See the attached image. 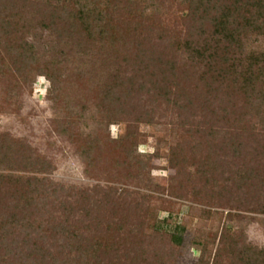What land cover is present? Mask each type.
Returning a JSON list of instances; mask_svg holds the SVG:
<instances>
[{
	"label": "rangeland",
	"instance_id": "obj_1",
	"mask_svg": "<svg viewBox=\"0 0 264 264\" xmlns=\"http://www.w3.org/2000/svg\"><path fill=\"white\" fill-rule=\"evenodd\" d=\"M71 1L0 0V20L16 29L7 34L0 25V149L9 153L0 155V181H35L44 215L60 214L73 189L112 191L95 204L102 235L86 237L122 250L135 243L139 259L126 264H213L232 240L239 248L222 264L245 257V264H263L264 214L209 198L210 188L189 166L173 167L171 154L183 142L187 113L219 138L264 122V0H221L228 18L202 13L190 22L182 20L187 5L180 0H112L128 6L109 16L95 12L89 23ZM197 33L219 49L208 63L192 59ZM21 43L34 47V59L20 58ZM245 142L253 153L254 138ZM187 151L189 160L216 162ZM220 172L216 178L232 192L225 199L248 204L257 197ZM53 184L63 191L53 194ZM178 227L185 232L175 244L170 234Z\"/></svg>",
	"mask_w": 264,
	"mask_h": 264
},
{
	"label": "trees",
	"instance_id": "obj_2",
	"mask_svg": "<svg viewBox=\"0 0 264 264\" xmlns=\"http://www.w3.org/2000/svg\"><path fill=\"white\" fill-rule=\"evenodd\" d=\"M40 1L52 3L56 0ZM125 1L131 3L132 0ZM71 2L73 5H81L82 17L79 18L82 23H89L91 14L95 12L100 17L109 16L116 13L119 8L123 7L122 9H124L128 6V3H115L112 0H99L98 2L95 0H72ZM66 3L68 4V2ZM180 3L187 5V12L182 16V20L193 21L195 15L202 13H209L214 17V20L229 17V12L225 8H221V0H180ZM259 10L263 14L264 5L260 4ZM0 25L7 27V34L16 31L13 22L0 20ZM191 27L196 29L195 24H192ZM158 31L163 32L161 42L168 41L167 38L169 37L165 34L166 31L162 29ZM88 35L94 37L91 33ZM211 41L212 38H203L201 33L195 34L193 53L195 57L192 59L204 64L216 58L215 53L219 49L212 48ZM12 50L10 47L7 53L11 54ZM15 50L21 56L20 58L34 59L35 57V49L28 43H21ZM190 113H187L188 118L182 121L183 142L172 149L173 167L189 166L192 168L196 177L195 180L199 184L203 183L204 189L210 188L211 191H207L209 198L211 194V199L220 195V200L225 201L226 206L232 207L235 203L248 206L249 210L255 213L264 214V200L261 196V194L264 196V144H262L264 142V122L260 123L258 129L248 133L236 131L223 134L219 138L206 128L196 124L192 118L194 113ZM187 137L190 140H187ZM249 138H254L257 143L255 147L251 146L253 153L247 151L250 146L245 140ZM191 139L195 140L196 143L191 142ZM219 139H225L230 144L228 146L219 145ZM187 148L196 156L202 155L203 152L212 155L216 158V162L212 165L209 161L197 159L195 156L189 160L185 156L188 154ZM0 151H2L0 152L1 157L8 158V151L3 152L2 148ZM251 155L253 156L251 159L253 166L249 162ZM211 158L213 159V157ZM37 163L42 164L40 160ZM36 165H32L33 170L41 171L40 168L37 169ZM226 166H229L228 170L227 168L225 170ZM231 166H237V170L230 169ZM219 172L224 175L225 173L231 174V178L228 180L233 182V186L236 184L240 191L244 188H247V191L254 190V193L258 194L257 197L248 204H241L243 203L241 200H233L232 195L225 199L223 194H232V192L216 178L220 175ZM40 182H44V180ZM58 188L63 191L59 185H52L53 194L58 192ZM40 192L37 183L32 179H16L10 176L8 180L0 181V264H126L124 258L133 259V261L139 259L135 245H133L135 243H131V248L122 250L119 248L120 243L110 246V244H105V238H97V243L92 245L89 244L90 241L86 237L95 236V234L102 235L103 232L98 229L101 220L96 213L95 204L100 197L103 199L114 197L112 191H104L100 187L83 190L73 189L62 202L60 214L53 208L56 213L50 214L52 211L47 210L46 215H44L40 203L41 197L36 196V193L39 194ZM195 194L199 196L201 191ZM94 225L97 226L94 227ZM122 227L123 225H120L116 232ZM184 232L185 228L183 227H178L174 233L171 232L172 241L175 244H180ZM129 234L130 238L133 239L134 231L131 230ZM232 241L224 246V250H220L218 254L220 259L217 258L213 264H222V257L225 253L233 255L237 252L239 242ZM139 249L137 248V251ZM239 254L243 255V250ZM257 258V261L260 262L264 258V251ZM242 259V264L249 260L248 257Z\"/></svg>",
	"mask_w": 264,
	"mask_h": 264
}]
</instances>
